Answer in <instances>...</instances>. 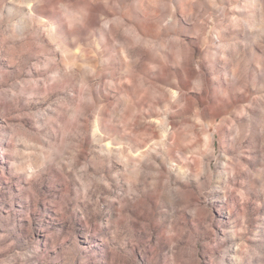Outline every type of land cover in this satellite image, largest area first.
Returning a JSON list of instances; mask_svg holds the SVG:
<instances>
[{
	"label": "clouds",
	"instance_id": "1",
	"mask_svg": "<svg viewBox=\"0 0 264 264\" xmlns=\"http://www.w3.org/2000/svg\"><path fill=\"white\" fill-rule=\"evenodd\" d=\"M0 264H264V0H0Z\"/></svg>",
	"mask_w": 264,
	"mask_h": 264
}]
</instances>
